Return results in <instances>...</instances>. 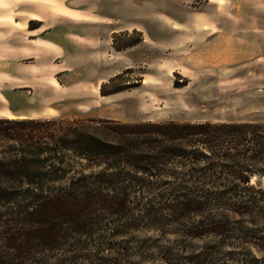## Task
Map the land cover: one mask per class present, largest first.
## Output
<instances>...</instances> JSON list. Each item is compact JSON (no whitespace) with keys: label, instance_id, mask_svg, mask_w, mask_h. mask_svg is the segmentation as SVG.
Masks as SVG:
<instances>
[{"label":"rangeland","instance_id":"obj_1","mask_svg":"<svg viewBox=\"0 0 264 264\" xmlns=\"http://www.w3.org/2000/svg\"><path fill=\"white\" fill-rule=\"evenodd\" d=\"M69 1L79 8L94 3ZM123 1L115 0V31L108 33L114 74L100 84L129 69L115 84L134 85L105 100L92 91L89 100L40 98L29 108L20 88L8 84L6 97L0 94V118L16 119L15 110L29 108L41 119L264 122V0ZM62 79L75 80L74 71ZM90 170L102 166L84 171ZM128 172L0 175V264H264V175H222L210 182L197 175ZM88 191L103 194L105 202L81 210L80 227L57 211L48 215L49 224L36 222L37 195ZM206 191L253 203L197 210L175 204L178 195ZM110 195L124 204L108 205ZM51 224L55 236L44 243L18 235H37Z\"/></svg>","mask_w":264,"mask_h":264},{"label":"trees","instance_id":"obj_2","mask_svg":"<svg viewBox=\"0 0 264 264\" xmlns=\"http://www.w3.org/2000/svg\"><path fill=\"white\" fill-rule=\"evenodd\" d=\"M128 70L102 82L100 94H112L134 85L115 84ZM96 165L102 166V170L85 173ZM128 171L144 175H197L210 182L220 180L222 175H264V122L0 118V175H130ZM109 197L108 205L124 204L115 195ZM178 197V208L192 210L248 207L253 203L242 195L227 192L206 191ZM102 198L103 194L91 191L84 196L72 192L52 199L37 195L32 210L40 213L36 221L40 225L49 224L48 215L57 211L66 221L72 220L74 226L80 227L77 214L89 206L102 205ZM46 227L39 229L37 235L36 231L18 235L44 243L45 238L55 236V226Z\"/></svg>","mask_w":264,"mask_h":264},{"label":"crops","instance_id":"obj_3","mask_svg":"<svg viewBox=\"0 0 264 264\" xmlns=\"http://www.w3.org/2000/svg\"><path fill=\"white\" fill-rule=\"evenodd\" d=\"M93 1L90 7L79 8L69 0H0L3 97L8 84L20 88L29 108L40 98L54 102L79 97L84 101L92 91L103 100L110 96L100 95L99 85L114 74L109 35L115 31L110 20L116 5L115 0ZM30 21H34L32 27ZM98 31L107 33L99 35ZM72 70L76 79L63 80ZM29 108L15 110L14 118H34Z\"/></svg>","mask_w":264,"mask_h":264}]
</instances>
